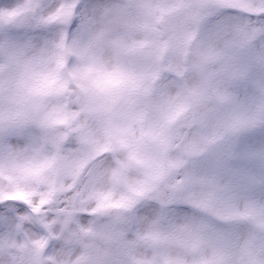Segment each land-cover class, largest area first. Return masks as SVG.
Returning a JSON list of instances; mask_svg holds the SVG:
<instances>
[{
    "label": "snow or ice",
    "instance_id": "6c2138e0",
    "mask_svg": "<svg viewBox=\"0 0 264 264\" xmlns=\"http://www.w3.org/2000/svg\"><path fill=\"white\" fill-rule=\"evenodd\" d=\"M0 264H264V0H0Z\"/></svg>",
    "mask_w": 264,
    "mask_h": 264
}]
</instances>
